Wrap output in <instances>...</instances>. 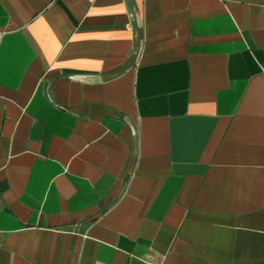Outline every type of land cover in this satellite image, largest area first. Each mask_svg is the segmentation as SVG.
I'll use <instances>...</instances> for the list:
<instances>
[{
	"label": "crops",
	"instance_id": "1",
	"mask_svg": "<svg viewBox=\"0 0 264 264\" xmlns=\"http://www.w3.org/2000/svg\"><path fill=\"white\" fill-rule=\"evenodd\" d=\"M0 264H264V0H0Z\"/></svg>",
	"mask_w": 264,
	"mask_h": 264
}]
</instances>
